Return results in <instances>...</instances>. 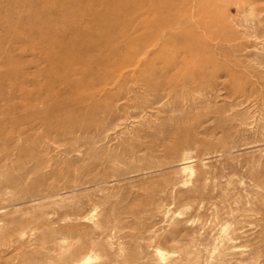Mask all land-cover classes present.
<instances>
[{
  "label": "rangeland",
  "instance_id": "rangeland-1",
  "mask_svg": "<svg viewBox=\"0 0 264 264\" xmlns=\"http://www.w3.org/2000/svg\"><path fill=\"white\" fill-rule=\"evenodd\" d=\"M0 264H264V0H0Z\"/></svg>",
  "mask_w": 264,
  "mask_h": 264
}]
</instances>
